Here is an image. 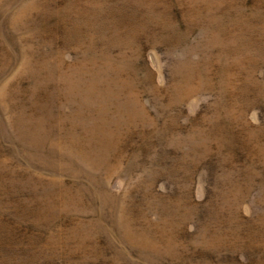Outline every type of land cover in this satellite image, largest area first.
Wrapping results in <instances>:
<instances>
[{
  "label": "rangeland",
  "instance_id": "1",
  "mask_svg": "<svg viewBox=\"0 0 264 264\" xmlns=\"http://www.w3.org/2000/svg\"><path fill=\"white\" fill-rule=\"evenodd\" d=\"M6 215L11 264H264V0H0Z\"/></svg>",
  "mask_w": 264,
  "mask_h": 264
},
{
  "label": "trees",
  "instance_id": "2",
  "mask_svg": "<svg viewBox=\"0 0 264 264\" xmlns=\"http://www.w3.org/2000/svg\"><path fill=\"white\" fill-rule=\"evenodd\" d=\"M16 220H14L12 217L6 215V220L0 221V264H7L10 263L8 261L9 254L13 251V249L20 245V242L22 239L25 238V235L23 236V233H19L16 230V233H14ZM18 230L23 231L22 229L18 228ZM14 252L12 254L13 259H15L13 256ZM9 257V258H12ZM11 264V263H10Z\"/></svg>",
  "mask_w": 264,
  "mask_h": 264
}]
</instances>
